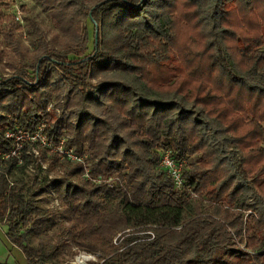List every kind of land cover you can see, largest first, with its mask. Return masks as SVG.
<instances>
[{"label": "trees", "instance_id": "obj_1", "mask_svg": "<svg viewBox=\"0 0 264 264\" xmlns=\"http://www.w3.org/2000/svg\"><path fill=\"white\" fill-rule=\"evenodd\" d=\"M43 2L69 37L37 52L33 79L15 65L0 78V221L28 264L45 262L22 228L55 221L8 177L30 146L21 165L2 153L8 129L42 124L56 144L73 134L65 144L84 157L72 173L91 179L52 182L76 246L101 264H264V0ZM66 91L77 124L49 111ZM163 150L186 161L184 190Z\"/></svg>", "mask_w": 264, "mask_h": 264}, {"label": "rangeland", "instance_id": "obj_2", "mask_svg": "<svg viewBox=\"0 0 264 264\" xmlns=\"http://www.w3.org/2000/svg\"><path fill=\"white\" fill-rule=\"evenodd\" d=\"M51 8L43 0H0V78L15 72L11 65L27 70L31 79L34 78L33 64L37 52L44 49L46 45L51 46L52 39L57 34V47H61L67 38L58 30L50 16ZM93 37L94 26L90 20H85ZM9 33V35H8ZM93 49V38L90 50ZM78 71L75 75H78ZM74 75V76H75ZM111 76V74H109ZM106 76L100 74L92 76L88 73L86 80L92 84L104 79ZM64 92L59 99H53L49 106L50 112H57L59 116L69 119L77 124V117L71 113H77V109L68 108L65 104ZM98 115L105 116L107 108H91ZM44 129V124L40 125ZM73 134H67L63 139H72ZM32 162L25 169L16 167L10 174L11 184L22 187L27 198H33L34 202L43 207V215L50 216L55 223L45 229L42 234L35 235L29 227L22 228L25 233L26 242L34 246L44 264H73L81 255H91L90 264H101V253L89 252L76 246L71 225L62 217L64 205L60 195L53 187V180L68 178L76 184H82L87 179L86 171L72 173L76 161L54 156L55 151L45 153L44 146L31 144ZM75 149V147H72ZM34 149L38 153L34 152ZM87 156L90 150L87 151ZM236 156L239 158L240 153ZM191 162L196 160L190 158ZM19 165L23 163H18ZM159 165H161L159 163ZM2 167L0 166V170ZM248 214H246L247 217ZM244 247V246H242ZM14 249V248H13ZM12 263L27 264L25 255L21 249H14L11 257ZM86 264L84 261H81Z\"/></svg>", "mask_w": 264, "mask_h": 264}, {"label": "built area", "instance_id": "obj_3", "mask_svg": "<svg viewBox=\"0 0 264 264\" xmlns=\"http://www.w3.org/2000/svg\"><path fill=\"white\" fill-rule=\"evenodd\" d=\"M6 136L15 140V146L11 151L2 153L3 159L17 157L18 163H23V159L21 157L22 151L26 148V146H31V144L36 143L44 146L50 151L59 153L62 157L71 161L85 164L84 157L79 155L74 148L66 146L65 139H62L59 144H56L54 140L48 138L41 126L35 130H28L17 126L13 129H8L6 131ZM34 152L38 153L35 149ZM28 153L31 154V148L28 150ZM185 162V160L176 159L171 150H163L161 152L160 164L166 171L167 175L173 180L175 187L178 190H184L186 188V180L184 178ZM86 176L91 179L88 169L86 170ZM113 179L114 178L111 177L109 179L110 182ZM92 180L95 183H101L103 181L101 177ZM90 257L91 255H81L73 264H82L80 261H85L86 264H90Z\"/></svg>", "mask_w": 264, "mask_h": 264}, {"label": "crops", "instance_id": "obj_4", "mask_svg": "<svg viewBox=\"0 0 264 264\" xmlns=\"http://www.w3.org/2000/svg\"><path fill=\"white\" fill-rule=\"evenodd\" d=\"M8 230H9L8 224L5 221H0V264H15L12 263L11 260L14 249H18V250L21 249L20 247L12 243V241L8 236ZM25 258L27 260L26 255ZM27 264H28V260H27Z\"/></svg>", "mask_w": 264, "mask_h": 264}, {"label": "bare ground", "instance_id": "obj_5", "mask_svg": "<svg viewBox=\"0 0 264 264\" xmlns=\"http://www.w3.org/2000/svg\"><path fill=\"white\" fill-rule=\"evenodd\" d=\"M81 262V261H80ZM85 262V261H84ZM82 263V262H81ZM86 263V262H85ZM83 264V263H82Z\"/></svg>", "mask_w": 264, "mask_h": 264}, {"label": "water", "instance_id": "obj_6", "mask_svg": "<svg viewBox=\"0 0 264 264\" xmlns=\"http://www.w3.org/2000/svg\"><path fill=\"white\" fill-rule=\"evenodd\" d=\"M97 37H98V33H97Z\"/></svg>", "mask_w": 264, "mask_h": 264}]
</instances>
